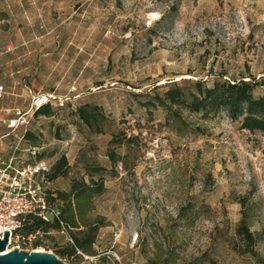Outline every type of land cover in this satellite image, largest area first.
<instances>
[{
	"label": "rangeland",
	"instance_id": "1",
	"mask_svg": "<svg viewBox=\"0 0 264 264\" xmlns=\"http://www.w3.org/2000/svg\"><path fill=\"white\" fill-rule=\"evenodd\" d=\"M221 77L254 79L264 97V0H0V83L12 94L0 116L24 86L52 94L27 138L41 159L67 161L48 189L90 176L104 186L74 213L78 230L98 226L90 253L69 255L55 233L44 252L64 264H264V135L222 112L183 113L190 130L143 106L154 85ZM84 104L100 133L79 120ZM120 134L137 139L110 145ZM243 216L256 257L236 233Z\"/></svg>",
	"mask_w": 264,
	"mask_h": 264
},
{
	"label": "trees",
	"instance_id": "2",
	"mask_svg": "<svg viewBox=\"0 0 264 264\" xmlns=\"http://www.w3.org/2000/svg\"><path fill=\"white\" fill-rule=\"evenodd\" d=\"M221 79L215 80L211 85L206 84L201 79L184 80L181 83L176 81L165 84L164 86H153L150 91H146L144 96L147 100L144 107L161 109L169 120L182 124L186 129H190L191 125L183 119L182 114L187 116H199L202 120L215 117L219 113H225L226 116L234 123L239 124L241 130L248 133H259L264 135V97H256L254 90L257 82L254 79ZM150 92V93H149ZM51 109L49 107H41L36 116H49ZM79 120L88 128L92 129L93 125L99 124L102 118L99 115L98 108L84 104L77 109ZM98 116V117H97ZM97 133H100L99 125H97ZM191 130V129H190ZM177 132V130H174ZM26 138H32L30 133L26 134ZM137 136L127 137L125 134L114 135L110 140V145L118 147L130 146ZM110 162L116 163L120 157L115 152H108ZM67 168V161L61 156L52 166L49 181H55L60 177H64ZM97 172V171H96ZM104 191L101 179L95 181L89 177L88 183L84 180L74 182L69 191L57 193L49 191L48 198L51 203H56L61 210L62 220L69 229V234L73 240V246L69 255L80 251L83 254L90 253L95 242V236L98 226L95 224L83 223V230H78L74 213L81 212L80 201L89 200L92 197L100 196ZM58 199L66 202V208H62L58 204ZM57 224L44 223L34 217H27L26 223L20 229L21 234L27 235L36 231L49 232L56 230ZM76 229L77 231H72ZM236 233L240 236L246 245V251L253 257L257 256L253 247L255 237L249 230L245 222V216L241 218L236 229Z\"/></svg>",
	"mask_w": 264,
	"mask_h": 264
},
{
	"label": "built area",
	"instance_id": "3",
	"mask_svg": "<svg viewBox=\"0 0 264 264\" xmlns=\"http://www.w3.org/2000/svg\"><path fill=\"white\" fill-rule=\"evenodd\" d=\"M23 94L22 105L6 109L0 116V238L3 232H8L7 248L44 252L47 236L55 233L73 246L60 207L48 198L51 182L48 177L53 164L41 159L40 149L28 144L26 138L30 123L39 117L37 111L41 107L52 108L57 103L56 98L49 93L36 94L29 86L23 87ZM10 95L0 83V101ZM29 216L57 224L58 228L23 235L20 229Z\"/></svg>",
	"mask_w": 264,
	"mask_h": 264
},
{
	"label": "water",
	"instance_id": "4",
	"mask_svg": "<svg viewBox=\"0 0 264 264\" xmlns=\"http://www.w3.org/2000/svg\"><path fill=\"white\" fill-rule=\"evenodd\" d=\"M8 232L0 238V264H64L54 254L39 251H7Z\"/></svg>",
	"mask_w": 264,
	"mask_h": 264
},
{
	"label": "bare ground",
	"instance_id": "5",
	"mask_svg": "<svg viewBox=\"0 0 264 264\" xmlns=\"http://www.w3.org/2000/svg\"><path fill=\"white\" fill-rule=\"evenodd\" d=\"M7 251H8V249H7ZM39 252H42V250H38Z\"/></svg>",
	"mask_w": 264,
	"mask_h": 264
}]
</instances>
